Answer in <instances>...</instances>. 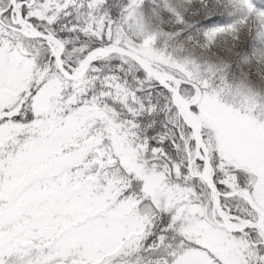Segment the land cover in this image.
I'll use <instances>...</instances> for the list:
<instances>
[{"label": "snow or ice", "instance_id": "obj_1", "mask_svg": "<svg viewBox=\"0 0 264 264\" xmlns=\"http://www.w3.org/2000/svg\"><path fill=\"white\" fill-rule=\"evenodd\" d=\"M0 264H264V0H0Z\"/></svg>", "mask_w": 264, "mask_h": 264}]
</instances>
